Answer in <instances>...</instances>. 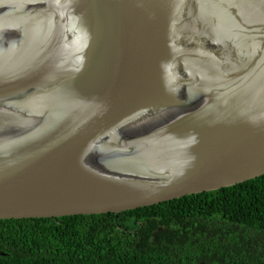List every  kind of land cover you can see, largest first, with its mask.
Listing matches in <instances>:
<instances>
[{"label":"water","instance_id":"95a60500","mask_svg":"<svg viewBox=\"0 0 264 264\" xmlns=\"http://www.w3.org/2000/svg\"><path fill=\"white\" fill-rule=\"evenodd\" d=\"M262 176L264 0H0V220Z\"/></svg>","mask_w":264,"mask_h":264},{"label":"trees","instance_id":"16d2710c","mask_svg":"<svg viewBox=\"0 0 264 264\" xmlns=\"http://www.w3.org/2000/svg\"><path fill=\"white\" fill-rule=\"evenodd\" d=\"M0 264H264V176L117 216L0 220Z\"/></svg>","mask_w":264,"mask_h":264}]
</instances>
